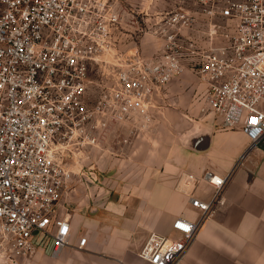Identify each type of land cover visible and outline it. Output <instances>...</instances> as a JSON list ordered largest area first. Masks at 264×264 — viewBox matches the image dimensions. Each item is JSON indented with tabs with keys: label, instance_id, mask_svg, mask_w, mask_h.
<instances>
[{
	"label": "built area",
	"instance_id": "obj_1",
	"mask_svg": "<svg viewBox=\"0 0 264 264\" xmlns=\"http://www.w3.org/2000/svg\"><path fill=\"white\" fill-rule=\"evenodd\" d=\"M168 4L150 14L142 0H0V251L10 264H27L40 243L53 241L54 255L69 245L65 160L116 124L150 121L156 95L185 71L223 127H240L251 146L264 139V0ZM146 34L160 43L150 55L138 44ZM228 178L183 173L178 190L199 214L178 216L175 237L151 232L140 260L183 264ZM204 180L210 198L197 195Z\"/></svg>",
	"mask_w": 264,
	"mask_h": 264
},
{
	"label": "crops",
	"instance_id": "obj_2",
	"mask_svg": "<svg viewBox=\"0 0 264 264\" xmlns=\"http://www.w3.org/2000/svg\"><path fill=\"white\" fill-rule=\"evenodd\" d=\"M186 74L193 76L191 72ZM199 89L196 82L190 91ZM176 100L183 101L187 108L191 104V99ZM208 121H198L201 126L196 133H209L210 147L204 151L180 150L178 179L183 173L202 176L207 170L229 178L221 202L201 223L183 264H264V139L251 146L240 127H223L218 119ZM212 190L213 186L204 180L197 195L210 198ZM171 192L162 197L160 215L153 202L155 195L147 192L131 206L110 200L92 216L68 211L72 226L69 245L54 255L53 241L40 243L27 264H147L138 253L151 232L162 233L167 226L172 229L178 216L196 219L199 214L186 195ZM165 235L177 236L174 231ZM83 236L88 241L84 249L77 248Z\"/></svg>",
	"mask_w": 264,
	"mask_h": 264
},
{
	"label": "rangeland",
	"instance_id": "obj_3",
	"mask_svg": "<svg viewBox=\"0 0 264 264\" xmlns=\"http://www.w3.org/2000/svg\"><path fill=\"white\" fill-rule=\"evenodd\" d=\"M151 1L142 0L141 8L150 14L167 9L168 3L172 9L179 3V0H154V6H150ZM124 8L130 13L133 9L127 4ZM132 26L126 23L125 32L131 33ZM140 27L144 29L145 24L140 23ZM153 38L146 34L138 42L140 50L146 55L160 45ZM107 55L110 57L106 59L111 60V54L105 57ZM187 72L191 71L183 72L171 81L170 90L167 87L162 94L156 95L150 121L138 126L116 124L99 145L65 160L68 170L73 172L74 182L65 192L64 211H81L92 216L106 207L110 200L131 206L147 192L155 195L156 203L153 202L160 215L159 205L164 194L170 193V190L173 194L180 192L179 151L194 150L190 142L193 133L201 126L198 121L208 123L210 118L217 120L211 115L212 111L206 108L203 99H198V90L190 91L191 85L198 81L192 73L193 76H190ZM176 99H191V104L187 108L183 101ZM161 232L173 234L169 226ZM0 264H10L4 251H0Z\"/></svg>",
	"mask_w": 264,
	"mask_h": 264
},
{
	"label": "water",
	"instance_id": "obj_4",
	"mask_svg": "<svg viewBox=\"0 0 264 264\" xmlns=\"http://www.w3.org/2000/svg\"><path fill=\"white\" fill-rule=\"evenodd\" d=\"M211 136L205 131L196 133L190 142V146L197 151H204L210 147Z\"/></svg>",
	"mask_w": 264,
	"mask_h": 264
},
{
	"label": "bare ground",
	"instance_id": "obj_5",
	"mask_svg": "<svg viewBox=\"0 0 264 264\" xmlns=\"http://www.w3.org/2000/svg\"><path fill=\"white\" fill-rule=\"evenodd\" d=\"M107 54H110V53H107ZM112 55V54H111ZM110 56L109 55H107L105 58H109Z\"/></svg>",
	"mask_w": 264,
	"mask_h": 264
},
{
	"label": "snow or ice",
	"instance_id": "obj_6",
	"mask_svg": "<svg viewBox=\"0 0 264 264\" xmlns=\"http://www.w3.org/2000/svg\"><path fill=\"white\" fill-rule=\"evenodd\" d=\"M253 123H255V121H253Z\"/></svg>",
	"mask_w": 264,
	"mask_h": 264
}]
</instances>
